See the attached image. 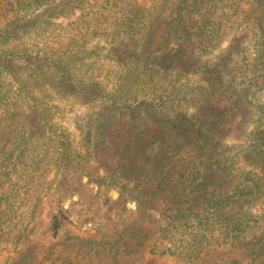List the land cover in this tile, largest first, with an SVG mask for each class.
I'll return each mask as SVG.
<instances>
[{"label":"rangeland","instance_id":"374dc122","mask_svg":"<svg viewBox=\"0 0 264 264\" xmlns=\"http://www.w3.org/2000/svg\"><path fill=\"white\" fill-rule=\"evenodd\" d=\"M30 1L23 0L21 6H13L11 0H0V30L18 28L6 35L9 38L6 43L5 39H0V50L10 59L19 61L17 66L22 68L29 58L39 60L45 54L50 59L59 57L62 62H69L70 57L77 56L73 53L78 49L76 44L84 45L87 55L84 58L83 55L76 57L70 69L74 77L70 81L73 87L69 89L82 91L93 88L101 95L83 101L75 94H58V89L50 83V73L43 81L48 80V83L37 85L31 84V76L21 71L17 74L20 75V82L27 83L28 97L25 101L14 93L18 90V84L13 76L2 73L0 95L6 96L8 91L11 100L10 105L0 104V110L8 108L12 112L4 124L11 123L14 114L19 118V113H29V105L41 103L38 107L43 112V118L38 128L44 130L45 135L38 140L33 137L31 143L24 147V157L20 162L0 171V198L4 197L5 202L0 210L6 211V214L0 213V264H120L122 260L114 257L117 250L113 244L117 242V246L124 247L126 238L131 236L132 227L136 224L147 235V244L145 241L140 251L144 254L149 252L156 244L153 238L158 235L155 232L163 223L159 211L164 210V206L158 205L159 210H151L149 216H139L136 201L139 190L132 184L124 185L127 179L123 177L124 169L118 164V159L105 163L101 153L100 157L96 154H86L85 157V148L89 146L87 132L96 124V115L104 111L109 113L106 108L113 105L115 111L121 113L124 107L120 105L125 103L132 107L144 102L151 104L157 121H164V124L153 121L140 108L138 115H134L128 125L133 135L138 127L143 128V122L152 132V144L147 150L150 163L145 164V175L149 177L159 171L154 158L162 154L164 140L177 141V149L182 151L184 146L181 141L184 143L196 134L198 125L195 126V122L198 118L214 116L215 122L207 125V128L214 126L217 133H212L213 139L203 156L196 154L198 150L195 147L187 145L180 157L206 175L215 173L225 182V188L231 187L240 180L245 166L249 135L257 126L254 122L258 117L257 110L240 97L229 99L220 95L223 88L210 101H198L203 93L195 92L194 88L210 89L219 83V76L222 84L230 82L233 70L240 63L242 50L249 45V32L243 28L236 41L231 36L210 52H200L190 45L174 43L170 50L153 54L146 60L162 74L170 76L148 77L140 65L129 61L125 66L118 62V55L112 52V48H115L120 56L129 54L124 52V43H112L109 23L100 25L97 22L103 12L100 6H104V0H84L85 9L81 7L83 12L62 10L60 5L66 0H50L52 6L47 4L40 8L32 7ZM135 1L145 6L162 3V0ZM110 2L117 3L113 0ZM15 19L18 23L12 24ZM35 19L38 21L34 22ZM111 19L112 14L109 21ZM85 21L86 24H83ZM20 23L23 24L21 28ZM230 49L233 51L232 59L226 56ZM144 59L146 57L141 56V60ZM45 71H48L47 67ZM174 74L180 76L176 78ZM183 116L188 122L176 128L178 123L175 121ZM158 127L159 133L164 131V134L158 135ZM63 140L70 146L71 155H84L86 164L80 165L83 161H74L75 157L68 154L61 157L57 149ZM206 154L211 155V165L203 163L208 160ZM2 160L0 158V165ZM214 163L230 168L232 175H228L227 179L219 175L221 172L216 170ZM87 171L93 174L92 177L85 174ZM245 200L250 202L252 215H262L264 196L257 202L249 197ZM62 210L68 211L69 219L67 227L56 237L49 233V228L52 227L53 217ZM73 235L77 237L67 240ZM119 236L122 240L118 239ZM169 239L172 241L171 237L166 238L164 246L169 245ZM185 240L186 237L183 242L175 239L173 246L185 248L188 246ZM245 242L249 244L241 253L246 257L251 256L252 251L264 256V245ZM57 243H66L71 247L65 249ZM133 243H129V247ZM224 248L220 246L215 252L220 253ZM148 257L158 264H183L177 262L175 256L157 259L149 254ZM214 259L211 252L203 264H212ZM258 264H264V257Z\"/></svg>","mask_w":264,"mask_h":264},{"label":"trees","instance_id":"16d2710c","mask_svg":"<svg viewBox=\"0 0 264 264\" xmlns=\"http://www.w3.org/2000/svg\"><path fill=\"white\" fill-rule=\"evenodd\" d=\"M11 1L13 6H21L23 2V0ZM110 1L104 0L102 4L104 6H100L103 12L97 22L100 25L109 23L112 43H124L126 45L124 52L129 54L120 56L115 48H112V52L118 55V62L125 66H128L129 61L140 65L148 77L170 76L162 74L161 70L154 68L146 60L153 54L170 50L174 43L190 45L200 52H210L231 36L232 39L234 38L233 41H236L239 38V31L243 28L244 31L247 30L249 45L242 50L240 63L233 70L230 82L226 85L222 84L219 76V83L216 86L210 89L198 87L194 88V91L203 93L198 101L208 102L219 89L223 88L219 92L220 95L229 99L240 97L250 106L253 105L258 114L257 119L254 120L257 126L249 135V145L244 156L245 166L242 168L240 180L229 188H225V182L215 173L206 175L199 168L197 170L188 162H184L182 159L184 157H180L187 145L195 147L198 150L196 154L203 156L206 147L213 139H211L212 133H217L214 126L207 128V125L215 122L214 116L207 119L198 118L195 122V126L198 125L196 134L192 138H187L184 143L181 141L184 146L182 151L177 149V141L168 138L164 140L162 154L154 158L159 171L149 177L145 175V164L150 163L147 150L152 144L150 142L152 132L143 122V128L138 127L133 135L128 125L134 115H138L140 108L146 116L157 121L151 104L144 102L138 107H132L125 103L120 105L124 107L121 113L116 112V107L113 105L106 108L109 113L104 111L96 115L94 119L96 124L87 132L89 146L85 148V157L86 154H96L100 157L101 153L105 163L115 162V159H118V164L124 169L123 177L127 179V184L124 185L132 184L139 190L136 196L139 216H149L151 210H159L158 205L164 206V210L159 211L163 223L155 232L158 236L153 238L156 244L150 248L151 250L145 254L140 251L145 241L147 244V235L142 233L144 229L134 224L131 236L126 238L124 247L117 246V242L113 244L117 250L115 259H121L120 264H158L156 260L148 257L151 254L157 259L175 256L177 262L183 264H203L205 258L213 252L215 259L212 264H258L264 257L262 253L252 251L251 256L247 257L242 253L249 244L245 241L264 245V212L261 216L252 215L250 202L245 200L249 197L257 202L261 196H264V0H162L161 4L152 6H145L135 0H113L117 2L116 4H111ZM124 2L127 4H119ZM83 3L84 0H66L60 7L65 12L76 10L83 12L82 8L85 9ZM30 4L32 7L35 5V8L47 4L53 5L50 0H31ZM110 14H112L111 21H109ZM14 23H18L16 19L12 24ZM83 24H86V21ZM21 26L22 23L19 28ZM17 29L16 26L10 30H0V39H5L4 43H6L9 40L6 35ZM76 46L78 49L73 53L77 54L76 57L83 55L84 58L87 55L85 46L78 43ZM227 52L226 56L231 58L233 51L230 49ZM141 56H145L146 59L141 60ZM76 57H70L69 62H62L59 57L50 59L45 54L39 60L29 58L21 68L17 66L19 61L10 59L8 54L0 50V77L3 72L13 76L18 84V90L14 93L25 101L28 97L27 83L20 82V75L17 72L21 71L31 76L33 79L31 84L37 85L48 83V80L43 81L50 73V83L58 89V94H75L83 101L99 97L101 94L93 88L82 91L69 89L73 87L70 81L74 77L70 69L76 62ZM46 67L48 71H45ZM174 76L178 78L180 74ZM6 94V96L0 95V104L10 105L11 95L8 91ZM40 104L29 105V113H19V118L14 114V120L9 124H4V120L9 119L12 112L8 108L0 110V158L3 159L0 171L20 162L24 157V147L31 143L33 137L37 140L44 137L45 131L38 128L39 121L43 118V112L38 107ZM114 104L116 105V102ZM175 122L178 123L175 127L180 128L188 122V119L183 116ZM162 134L164 131L159 133L158 127V135ZM60 145L57 150L61 157L68 154L70 157H75L74 161L84 160L83 154L71 155V148L64 140ZM206 155L208 160L203 163L211 165V155ZM83 163L86 164L83 161L80 165ZM214 166L217 171L220 170L219 175H223L226 179L228 175H232L230 168L225 165L214 163ZM85 174L88 177L93 175L88 171ZM3 205H5L4 197H1L0 209ZM0 213L6 214V211L0 210ZM68 219V211H60L53 217L49 233L52 232L53 236L57 237L67 227ZM153 220L155 221V218ZM73 237L77 236L73 235L67 240L74 239ZM168 237H171L172 241L167 240L169 245L164 246ZM185 237L187 238L185 241L188 242L187 247L173 246L175 239L179 238L183 242ZM118 239L122 240L120 236ZM129 243L133 245L129 247ZM57 245L64 246L65 249L71 247L66 243H57ZM220 246L225 247L224 250L216 253L215 250Z\"/></svg>","mask_w":264,"mask_h":264}]
</instances>
